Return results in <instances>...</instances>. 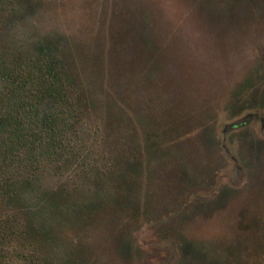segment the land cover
Wrapping results in <instances>:
<instances>
[{"label":"rangeland","instance_id":"rangeland-1","mask_svg":"<svg viewBox=\"0 0 264 264\" xmlns=\"http://www.w3.org/2000/svg\"><path fill=\"white\" fill-rule=\"evenodd\" d=\"M40 48L64 66L85 167L0 194L26 253L264 264V0H11L0 49Z\"/></svg>","mask_w":264,"mask_h":264},{"label":"trees","instance_id":"trees-1","mask_svg":"<svg viewBox=\"0 0 264 264\" xmlns=\"http://www.w3.org/2000/svg\"><path fill=\"white\" fill-rule=\"evenodd\" d=\"M10 1L0 0V14ZM78 119L64 66L54 55L40 48L11 58L0 49V194L17 195L44 172L84 168ZM11 234L0 219V264H39Z\"/></svg>","mask_w":264,"mask_h":264},{"label":"flooded vegetation","instance_id":"flooded-vegetation-1","mask_svg":"<svg viewBox=\"0 0 264 264\" xmlns=\"http://www.w3.org/2000/svg\"><path fill=\"white\" fill-rule=\"evenodd\" d=\"M255 117H252V118H255ZM262 120L264 121V118ZM246 121H247V119L246 120L239 121V122H237L235 124H232L231 125V128H239V127H242L244 124H246ZM262 129H264V122L262 124ZM234 161H235V159H234Z\"/></svg>","mask_w":264,"mask_h":264}]
</instances>
